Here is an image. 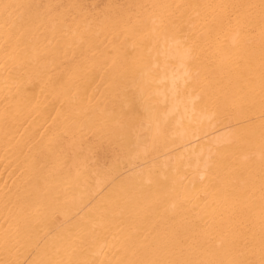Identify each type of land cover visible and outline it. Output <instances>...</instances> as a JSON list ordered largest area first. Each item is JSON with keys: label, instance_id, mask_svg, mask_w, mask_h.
<instances>
[{"label": "bare ground", "instance_id": "obj_1", "mask_svg": "<svg viewBox=\"0 0 264 264\" xmlns=\"http://www.w3.org/2000/svg\"><path fill=\"white\" fill-rule=\"evenodd\" d=\"M0 264H264V0H0Z\"/></svg>", "mask_w": 264, "mask_h": 264}]
</instances>
